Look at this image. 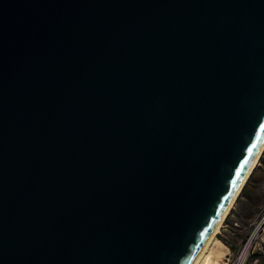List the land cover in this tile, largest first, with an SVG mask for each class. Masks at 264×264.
<instances>
[{"label":"water","instance_id":"obj_1","mask_svg":"<svg viewBox=\"0 0 264 264\" xmlns=\"http://www.w3.org/2000/svg\"><path fill=\"white\" fill-rule=\"evenodd\" d=\"M263 139L264 0H0V264H191Z\"/></svg>","mask_w":264,"mask_h":264},{"label":"rangeland","instance_id":"obj_2","mask_svg":"<svg viewBox=\"0 0 264 264\" xmlns=\"http://www.w3.org/2000/svg\"><path fill=\"white\" fill-rule=\"evenodd\" d=\"M243 188L247 193H252L250 195L252 198L250 199L248 194L242 195L241 190L224 218V222L230 223L232 220H236L240 226L233 229V233L223 230L219 226L220 230L218 229L219 233L217 231L215 235L216 239L209 244V247L205 251L206 253L210 251L214 256L218 254V251L219 253L221 252L222 260L224 253L231 250V247H229V250L225 245L229 246L228 243H238L242 241L251 228V225H248L249 221L253 220L255 216L260 213V210H264V150L260 153L255 167L245 180L242 189ZM247 198H249L250 201L253 200L256 204L252 205L247 202ZM217 239L219 240V243L217 242Z\"/></svg>","mask_w":264,"mask_h":264},{"label":"built area","instance_id":"obj_3","mask_svg":"<svg viewBox=\"0 0 264 264\" xmlns=\"http://www.w3.org/2000/svg\"><path fill=\"white\" fill-rule=\"evenodd\" d=\"M248 225H251V228L246 237L235 243L233 249L230 250L225 245L230 251L224 253L223 264H264V210H260V213L249 221ZM239 226L236 220L226 223L223 219L220 228L233 233V229Z\"/></svg>","mask_w":264,"mask_h":264},{"label":"bare ground","instance_id":"obj_4","mask_svg":"<svg viewBox=\"0 0 264 264\" xmlns=\"http://www.w3.org/2000/svg\"><path fill=\"white\" fill-rule=\"evenodd\" d=\"M262 150H264V139H263L262 143L260 144L255 156L253 157V160H252L249 168L247 169L245 175L243 176V178L241 179V182L239 183L237 189L235 190L231 200L229 201V203L225 207L223 213L221 214V216L217 220L216 224L214 225L213 229L209 233L208 237L206 238L205 242L203 243L202 247L198 251L197 255L195 256V258L193 259L191 264H223L221 252L219 253V251H218L217 252L218 254H216L214 256V255H212V253H210V251H208L207 253L205 251L209 247V244L214 239H216L215 235H216L217 231H219L218 229H220L219 226H221L222 220L224 219V217H225L226 213L228 212L229 208L231 207L232 203L235 201L236 197L239 195L245 180L248 178L249 174L251 173V171L255 167V165L258 161L259 155L262 152ZM218 241L219 240L217 239V242Z\"/></svg>","mask_w":264,"mask_h":264},{"label":"trees","instance_id":"obj_5","mask_svg":"<svg viewBox=\"0 0 264 264\" xmlns=\"http://www.w3.org/2000/svg\"><path fill=\"white\" fill-rule=\"evenodd\" d=\"M244 188H245V187H244ZM244 188L242 189V195H247V194H248V195H249V197H250V199H251V198H252V196H250V195H251L252 193H251V192H249V191H248L249 193H247V192L244 190ZM250 199H249V198H247V202L251 203L252 205H255V204H256V202L254 203V202H253V200H251V201H250Z\"/></svg>","mask_w":264,"mask_h":264},{"label":"crops","instance_id":"obj_6","mask_svg":"<svg viewBox=\"0 0 264 264\" xmlns=\"http://www.w3.org/2000/svg\"><path fill=\"white\" fill-rule=\"evenodd\" d=\"M234 244L235 243H228V245H229L228 248L231 247L233 249L235 247Z\"/></svg>","mask_w":264,"mask_h":264}]
</instances>
